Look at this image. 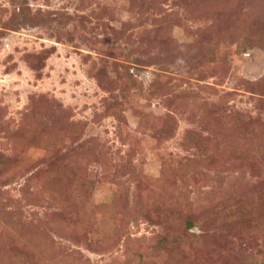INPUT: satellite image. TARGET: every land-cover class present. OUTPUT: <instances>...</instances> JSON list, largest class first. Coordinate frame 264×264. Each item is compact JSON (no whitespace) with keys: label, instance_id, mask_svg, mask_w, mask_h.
Listing matches in <instances>:
<instances>
[{"label":"rangeland","instance_id":"374dc122","mask_svg":"<svg viewBox=\"0 0 264 264\" xmlns=\"http://www.w3.org/2000/svg\"><path fill=\"white\" fill-rule=\"evenodd\" d=\"M260 263L264 0H0V264Z\"/></svg>","mask_w":264,"mask_h":264},{"label":"trees","instance_id":"16d2710c","mask_svg":"<svg viewBox=\"0 0 264 264\" xmlns=\"http://www.w3.org/2000/svg\"><path fill=\"white\" fill-rule=\"evenodd\" d=\"M192 225H193V222L191 220H188L187 226L190 228V227H192ZM260 264H264V263H260Z\"/></svg>","mask_w":264,"mask_h":264}]
</instances>
